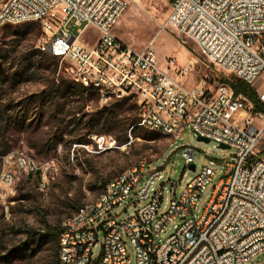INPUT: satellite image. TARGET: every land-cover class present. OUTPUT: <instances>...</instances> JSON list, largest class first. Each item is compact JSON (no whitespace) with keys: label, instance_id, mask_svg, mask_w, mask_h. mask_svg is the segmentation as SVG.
<instances>
[{"label":"built area","instance_id":"2783aa9c","mask_svg":"<svg viewBox=\"0 0 264 264\" xmlns=\"http://www.w3.org/2000/svg\"><path fill=\"white\" fill-rule=\"evenodd\" d=\"M130 1L4 0L0 27L37 19L45 26L38 46L68 63L70 80L83 88L97 86L104 93L99 105L132 99L147 129L165 128V135L174 140L187 129L196 138L233 149L232 162L214 186L203 215L195 220V203L215 171L201 167L177 194L176 183L169 181L154 189L161 170H146L147 163L138 161L104 185L102 201L81 208L78 220L61 227V264H129L126 244L134 250L135 264H264V159L256 155L264 137V112L246 98L235 97L224 83L213 91L204 82L185 90L180 79L188 75L189 67L179 68L173 77L172 62L163 68L152 43L141 50L121 43L112 29ZM164 27L194 43L208 64L249 86L264 72V0H169ZM88 28L97 32L91 46L82 39ZM255 94L264 107V84ZM78 146L88 154H102L117 148V143L112 136L93 135L90 143ZM180 148L186 168L196 171L195 148ZM13 163L16 170L17 164H24L21 174L40 170L23 152L13 155ZM165 185L169 197L160 212ZM14 192V177L6 169L0 179L4 214L6 199ZM126 201L145 204L123 221L109 215ZM174 222L173 233L161 241ZM99 234L101 253L92 260Z\"/></svg>","mask_w":264,"mask_h":264},{"label":"rangeland","instance_id":"374dc122","mask_svg":"<svg viewBox=\"0 0 264 264\" xmlns=\"http://www.w3.org/2000/svg\"><path fill=\"white\" fill-rule=\"evenodd\" d=\"M168 2L131 0L112 34L133 50L152 43L163 68L172 62L169 73L173 77L179 68L189 67L191 71L180 79L185 90L202 82L212 91L221 83L229 85L233 76L208 64L194 43L164 27ZM72 23L66 29L70 30ZM40 35L38 23L0 27V176L6 169L10 171L15 190L14 196L6 199V214L0 200V264H57V249L45 243L48 228L60 229L67 218L95 202L109 180L140 160L147 162L146 170H161L154 189L169 181L176 183L177 194L185 190L201 167L215 171L212 183L195 203L193 216L198 220L226 165L232 162L234 150L220 149L212 141H197L187 129L175 140L145 129L139 124L132 99L99 105L96 95L81 92L70 80L66 61L37 50ZM96 37L97 32L88 28L82 39L91 46ZM263 84L264 72L250 87L255 92ZM93 135L112 136L117 148L102 154L86 153L78 145L90 143ZM181 145L195 148L196 171L186 168ZM19 152L31 158L40 170L28 175L18 173L24 172L16 170L13 163V155ZM256 155L264 159V137ZM168 189L169 185L163 186L160 212L169 197ZM144 204L122 202L109 215L123 221ZM175 224L167 227L161 241L173 233ZM101 239L99 234L91 249L92 260L101 253ZM126 247L129 264H135L133 248L129 244Z\"/></svg>","mask_w":264,"mask_h":264},{"label":"bare ground","instance_id":"6f19581e","mask_svg":"<svg viewBox=\"0 0 264 264\" xmlns=\"http://www.w3.org/2000/svg\"><path fill=\"white\" fill-rule=\"evenodd\" d=\"M0 10H1V6H0ZM38 23L39 24V21L37 19H29V20H24L23 22H17V23H6V25H20V24H24V23ZM41 26V30H42V35H45V26L44 24H39ZM36 48L37 50L40 52V53H43V54H46V49H44L43 47L41 46H38V42L36 44ZM78 85L79 82H74ZM86 90H89L91 92H93L97 99H98V103L99 101H104V93L102 91H100V89L97 87V86H86L84 87ZM139 120V124L145 128H146V124H145V118H138ZM148 130H151L153 132H157V133H162V134H165V128H153V129H148ZM18 154V153H17ZM144 161V160H143ZM145 163H147L145 161ZM132 166H137V163L132 165ZM17 169H19V171H24V164H17ZM127 169L123 170V171H127ZM31 172H36V171H31ZM31 174V173H29ZM121 174L118 173L116 176H119ZM5 175V172H3L0 176V179L2 178V176ZM115 176V177H116ZM114 179V177L112 178ZM103 199V189L101 191V193L98 195L97 199L95 200V202H93L92 204H88L86 206H84L83 208H88V207H93L94 204H96L97 202H100L102 201ZM79 219V212L77 211L74 215H72L70 218H67L61 225V227H65V226H68L70 225V220H78ZM59 249H64V236H61L59 237V243H58V261H57V264H61V261H64V253H59Z\"/></svg>","mask_w":264,"mask_h":264},{"label":"trees","instance_id":"16d2710c","mask_svg":"<svg viewBox=\"0 0 264 264\" xmlns=\"http://www.w3.org/2000/svg\"><path fill=\"white\" fill-rule=\"evenodd\" d=\"M228 83H229V86L231 87V89L233 91V95L235 97L240 96V97H244V98L248 99L249 102L252 103L253 108L255 110H260V111L264 112V107L258 102L254 90H252V88L249 85L245 84L244 82H242L238 79H234V78H230ZM78 86H79V89L81 90V92L89 91V90H86L85 88L81 87L80 85H78ZM91 93H93V92H91ZM122 101L126 102V101H129V99H124ZM133 128H135V127H133ZM38 176H39L38 172H37V174H34L35 179H37ZM48 229H49V231L45 233V243L51 245L52 248H54V250L57 249V253H58V243H59V237L61 234V228L58 229L57 231H51L50 228H48ZM27 236L30 238L32 235L28 233ZM56 262H57V260H56Z\"/></svg>","mask_w":264,"mask_h":264},{"label":"water","instance_id":"95a60500","mask_svg":"<svg viewBox=\"0 0 264 264\" xmlns=\"http://www.w3.org/2000/svg\"><path fill=\"white\" fill-rule=\"evenodd\" d=\"M196 140L197 141H202V142H205V143H208L209 142L208 140H205V139H202V138H196ZM218 148H220V149H227V147L222 146V145H219ZM189 170L194 171V167L193 166L189 167Z\"/></svg>","mask_w":264,"mask_h":264}]
</instances>
